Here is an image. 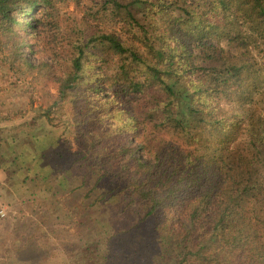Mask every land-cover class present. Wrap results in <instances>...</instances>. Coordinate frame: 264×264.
I'll return each mask as SVG.
<instances>
[{
	"label": "trees",
	"instance_id": "trees-1",
	"mask_svg": "<svg viewBox=\"0 0 264 264\" xmlns=\"http://www.w3.org/2000/svg\"><path fill=\"white\" fill-rule=\"evenodd\" d=\"M58 1L0 0L3 58L58 87L48 122L16 127L27 165L52 164L32 175L47 193L40 220L80 215L85 264H264V0H90L69 24ZM21 153L11 162L24 169ZM143 226L153 244L117 240Z\"/></svg>",
	"mask_w": 264,
	"mask_h": 264
},
{
	"label": "rangeland",
	"instance_id": "rangeland-1",
	"mask_svg": "<svg viewBox=\"0 0 264 264\" xmlns=\"http://www.w3.org/2000/svg\"><path fill=\"white\" fill-rule=\"evenodd\" d=\"M91 4L92 1L90 0H82L81 4H78L76 0H62L57 2V7L60 9L61 16L69 24L72 23L71 19L80 21L84 15L82 8ZM176 12L179 13L180 10ZM20 18L29 19L28 16ZM140 18H143L142 22L152 21L149 16H145L143 13L140 15ZM109 20L112 25L109 29H114L119 33L125 34L127 26L121 20L116 18ZM236 23L240 30H244L239 21H236ZM1 26L2 21L0 19V44L4 42ZM105 27H107L106 23L104 25L100 24L98 29ZM224 45L229 48L226 42H224ZM254 54L258 62L264 64V50H254ZM3 55H6L8 59L10 56L7 50L0 51V120H2L0 121V175L3 178V182L0 183V204L5 203L8 205L9 214L6 219L0 218V264H85V257L81 252V248L84 247L86 239L87 241L89 240L90 237L87 236H90L91 232L86 229L85 225L80 224L83 223V220L79 218L80 215L75 216L74 214V216L69 215L56 219L55 215L59 213L57 210L55 211L56 214H53L51 217L52 219L44 224L39 218V213L34 212V209L38 206L40 207L43 199L47 196L43 188H38L32 178L35 172H39L37 168H40L43 164H39L38 167L27 165L30 163L31 156L35 153L34 148H32L29 137L16 129L22 123L26 124L25 129L30 127L34 119L38 117L41 118L39 120L40 123H43V121L46 123L47 119L44 115L45 110L43 106L48 101V93L57 94L58 87L54 82L49 80L46 86L48 91H44V83L34 80L37 75L32 70L23 63L14 64L11 67L8 63L10 60L4 59ZM46 57L47 55L43 56L45 59ZM26 58L32 64L38 63V58L29 53L26 55ZM47 77L48 79L50 78L49 75ZM124 97L128 100V105L131 109L136 107L138 102L133 101L130 96L124 95ZM62 103V107L64 108L67 105V101H63ZM139 106L136 108H139ZM77 109L73 107V109L69 110L68 116H70L69 118L72 122L78 119ZM20 112L24 115L19 116ZM50 123H47L48 125L44 127L45 130L49 133L50 131L56 134L61 133L62 130L59 125L51 126ZM4 128L6 129L5 131L3 130ZM55 128L57 129L55 130ZM45 130L38 128L34 129V132L40 133L44 141L42 134ZM146 130L155 133L157 137L163 136L166 139L170 137V135H166L163 131L151 128V125H147ZM47 131L45 132L48 133ZM75 131L77 130L75 129ZM14 134L16 140L14 142L10 141L7 144V141H9L7 139ZM72 137L71 135L70 138ZM14 151L22 152L21 161L23 164L25 163L24 169L20 163L11 162ZM60 166L58 167L60 168ZM51 167L52 164L45 166V170L42 167L40 170L44 173ZM26 179H29V181H26ZM71 196V199L67 198V195L65 198L60 196V199H66L67 203H69L68 205L71 207L72 199L75 196V198H78L77 195ZM144 227L147 226H143L135 236L129 234L127 237H119L117 240L123 245L131 240L146 241L153 244L152 237H148V229L146 231ZM106 249H110V251H105ZM118 249V247L113 246L103 248L105 253L112 254L115 250L118 252ZM21 259L29 261L22 262ZM130 262L133 264V260Z\"/></svg>",
	"mask_w": 264,
	"mask_h": 264
},
{
	"label": "built area",
	"instance_id": "built-area-1",
	"mask_svg": "<svg viewBox=\"0 0 264 264\" xmlns=\"http://www.w3.org/2000/svg\"><path fill=\"white\" fill-rule=\"evenodd\" d=\"M0 113H1V108H0ZM2 182H3V178L0 175V183H2ZM8 214H9V207H8V205L5 204V203H1L0 204V216L3 217V218H5V217L8 216Z\"/></svg>",
	"mask_w": 264,
	"mask_h": 264
}]
</instances>
